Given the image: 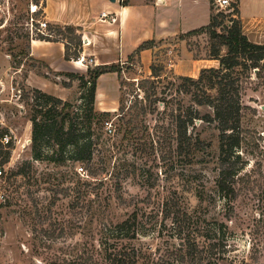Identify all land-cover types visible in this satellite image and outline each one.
<instances>
[{
	"label": "rangeland",
	"instance_id": "rangeland-1",
	"mask_svg": "<svg viewBox=\"0 0 264 264\" xmlns=\"http://www.w3.org/2000/svg\"><path fill=\"white\" fill-rule=\"evenodd\" d=\"M209 1L219 36L207 28L210 19L196 30L154 41L149 65L135 56L124 65L102 66L122 67V87L119 94L118 82L113 93V87L103 83L96 107L112 111L101 110L94 119L97 151L89 165L32 158L30 118L39 96L34 89L55 96L63 93V100L75 105L86 89L80 73L65 78L32 58L29 44L33 38L63 41L78 60L83 54L82 34L76 26L47 20L45 0H0V135L10 136L9 146L0 140V264H104L102 227L125 219L135 209L157 210V193L174 190L185 195L188 209L227 224L219 264H264V58L256 61L247 53L248 59L231 74L241 86L240 152L247 161L237 177L233 200L220 195L216 183L221 167L216 124L196 121L192 132L204 144L190 156L178 152L174 139V115L192 102L190 94H179L180 76L197 78L203 68L218 67L213 49L227 54L221 35L241 19V0L230 8ZM32 3L39 5L34 15ZM263 6L264 0H242V15L248 18ZM205 8L200 3L198 12ZM43 21L48 26L39 30ZM85 57L82 64L88 77L99 66L93 56ZM191 89L190 93H198L196 87ZM199 109L203 115L211 111L206 106ZM27 161L32 162L30 167ZM149 234L134 244L165 248L163 240Z\"/></svg>",
	"mask_w": 264,
	"mask_h": 264
},
{
	"label": "trees",
	"instance_id": "trees-1",
	"mask_svg": "<svg viewBox=\"0 0 264 264\" xmlns=\"http://www.w3.org/2000/svg\"><path fill=\"white\" fill-rule=\"evenodd\" d=\"M235 5L236 2L233 7ZM218 24V20L213 17L207 27L214 37L219 36L215 29ZM221 37L228 46V52L221 55L219 49H213L212 56L219 61L218 67L203 68L197 78L180 76L182 83L178 91L182 93L179 94H190L192 102L178 109L180 111L174 115V139L178 152L190 156L194 149H201L204 144L199 134L192 132L196 121L204 120L216 124L219 130L221 162L216 183L220 195L223 194V197L231 201L236 197L237 177L247 165L240 152L244 138L241 86L237 83L238 77H232L231 74L232 70L243 64L247 53H250V59L262 60L264 44L248 39L242 31L240 18L234 20ZM153 43L154 40L143 42L137 51L152 47ZM65 46L66 58L76 60L69 53V47L66 44ZM81 52L79 49L76 56L79 57ZM102 66L90 71L88 77L80 75L81 86L86 92L80 94L78 105L41 89H34L39 95L30 118L34 161H80L89 165L94 162L97 151L94 119L101 111L96 107L97 80L106 72L116 71L119 75L122 73V67L118 65H113L109 70ZM66 75L76 76L75 73ZM191 86L196 87L198 93H190ZM212 90L216 93L209 92ZM120 100L121 97L119 102ZM202 106L209 107L211 111L201 114L199 107ZM108 125L112 131V123L108 122ZM4 135H0V140ZM8 144L10 141L5 146H9ZM26 164L30 167L32 162L27 161ZM19 172L22 173L23 170ZM157 197V210L135 209L125 219L102 227L104 264H219L223 258L220 247L226 246L223 241L228 232L227 224L217 220L211 222L208 217L199 215L198 210L188 209L184 205L185 195L177 190L165 194L157 193ZM147 199H152L150 194ZM149 232H152L154 239L166 243L164 249L157 247L152 250L149 245L134 244V241L150 235Z\"/></svg>",
	"mask_w": 264,
	"mask_h": 264
},
{
	"label": "crops",
	"instance_id": "crops-1",
	"mask_svg": "<svg viewBox=\"0 0 264 264\" xmlns=\"http://www.w3.org/2000/svg\"><path fill=\"white\" fill-rule=\"evenodd\" d=\"M45 14L52 23L71 24L78 28L90 44L83 46V54L93 56L95 66L130 63L133 57L149 65L153 48L138 47L146 41H160L205 26L211 19L209 0H45ZM206 5L204 13L198 5ZM242 31L254 43L264 44V6L255 9L248 18L243 17L240 4ZM111 13L115 21H103L102 12ZM29 54L44 62L60 76L84 73V64L66 58L63 41L33 38ZM207 68V67H205ZM122 75L116 71L103 73L97 80L96 103H100L103 83L121 94ZM109 86V87H110ZM117 86V87H116ZM110 87V88H111ZM111 92V91H110ZM62 99L63 93H54ZM120 98V97H119ZM118 98V99H119ZM112 111L110 108L100 109Z\"/></svg>",
	"mask_w": 264,
	"mask_h": 264
},
{
	"label": "built area",
	"instance_id": "built-area-1",
	"mask_svg": "<svg viewBox=\"0 0 264 264\" xmlns=\"http://www.w3.org/2000/svg\"><path fill=\"white\" fill-rule=\"evenodd\" d=\"M213 3H215L216 5H218L221 8H230L233 7V3H235V0H213ZM39 10V5L36 3H32L31 4V13L32 15H34L35 13H37ZM2 12H1V8H0V20H2ZM34 16L31 17V20L34 21ZM101 19L103 21H115L116 18L115 16H113L111 13H107V12H102L101 13ZM48 26V21H43L40 22V28L39 30H43ZM90 44V41H88V39L82 35V46L88 45ZM86 60L85 55H81L77 61L83 63ZM10 140V136L9 134H5L4 137L2 138V141L4 143H8ZM3 175V170L0 169V176Z\"/></svg>",
	"mask_w": 264,
	"mask_h": 264
}]
</instances>
